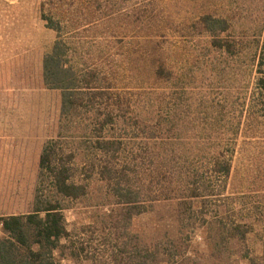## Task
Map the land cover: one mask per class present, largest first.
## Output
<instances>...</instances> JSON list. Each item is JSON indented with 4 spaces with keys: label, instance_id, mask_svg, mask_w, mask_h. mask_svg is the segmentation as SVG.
Here are the masks:
<instances>
[{
    "label": "rangeland",
    "instance_id": "374dc122",
    "mask_svg": "<svg viewBox=\"0 0 264 264\" xmlns=\"http://www.w3.org/2000/svg\"><path fill=\"white\" fill-rule=\"evenodd\" d=\"M207 18L225 28H210ZM49 20L60 27L66 63L95 68L103 82L113 76L129 114L149 133L170 129L179 155L200 160L220 141L233 147L221 209L247 225L243 240L218 236L219 223L193 221L175 200L135 212L96 173L85 178L78 159L88 192L66 199L63 213L81 258L67 247L61 262L138 264L149 248V263L158 264L162 244L176 264H249L245 255L264 264V110L252 106L264 0H0V216L31 209L41 147L57 131L61 92L42 76L57 36ZM144 134L128 141L146 181L158 170L145 160L144 147H156Z\"/></svg>",
    "mask_w": 264,
    "mask_h": 264
},
{
    "label": "trees",
    "instance_id": "16d2710c",
    "mask_svg": "<svg viewBox=\"0 0 264 264\" xmlns=\"http://www.w3.org/2000/svg\"><path fill=\"white\" fill-rule=\"evenodd\" d=\"M207 20L212 29L214 24L221 30L225 28L218 25L222 23L219 18ZM47 26L55 29L57 36L42 57V76L48 87L61 92L58 126L55 136L45 140L41 147L31 209L0 216V228L4 233L0 236V264H63L61 256L65 255L67 247L68 255L75 261L81 258L80 247L71 238L63 213L66 199H78L88 192L85 179L76 176L78 159L84 177L96 173L107 183L116 203L132 206L135 212H140L151 202L175 200L180 210L187 212L186 217L193 221L200 220L204 225L214 219L211 222L219 223L215 232L218 236L243 240L246 223L224 219L221 209L228 197L224 193L233 147L222 141L206 146L208 151L200 160L179 155L181 148L173 140L170 129L158 127L149 133L150 129L148 132L137 116L129 114V102L118 90L113 76L110 81L103 82V76L95 68L77 70L67 64L64 59L67 49L59 25L49 20ZM255 62L257 77L252 106L264 110L262 45L256 52ZM158 70L163 71V67L160 65L156 73ZM77 116L81 123H70L69 120ZM117 121L121 123L119 126ZM142 133L148 134L145 138L152 139L151 144L156 147H144L145 160L149 162V169L155 163L158 170L146 181L137 175L138 164L129 153L131 136L128 134L136 137L135 134ZM155 249L164 257H160L158 264L180 261L176 259L177 253L164 252L162 244ZM150 252L147 248L138 264H150ZM244 257L249 264L255 263L248 255Z\"/></svg>",
    "mask_w": 264,
    "mask_h": 264
}]
</instances>
